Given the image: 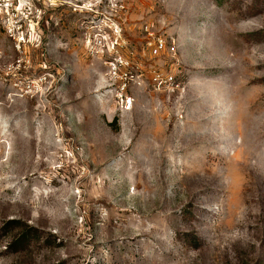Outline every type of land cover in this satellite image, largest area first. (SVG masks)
I'll use <instances>...</instances> for the list:
<instances>
[{
	"label": "rangeland",
	"instance_id": "374dc122",
	"mask_svg": "<svg viewBox=\"0 0 264 264\" xmlns=\"http://www.w3.org/2000/svg\"><path fill=\"white\" fill-rule=\"evenodd\" d=\"M36 21L0 30V264H264V0Z\"/></svg>",
	"mask_w": 264,
	"mask_h": 264
},
{
	"label": "built area",
	"instance_id": "2783aa9c",
	"mask_svg": "<svg viewBox=\"0 0 264 264\" xmlns=\"http://www.w3.org/2000/svg\"><path fill=\"white\" fill-rule=\"evenodd\" d=\"M53 2L55 0H0V30L11 38L18 37L24 41L38 25L36 20L41 18L46 3ZM163 47V41L155 39V52Z\"/></svg>",
	"mask_w": 264,
	"mask_h": 264
}]
</instances>
